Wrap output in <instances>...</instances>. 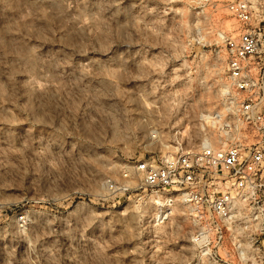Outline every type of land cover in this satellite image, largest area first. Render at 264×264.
<instances>
[{
  "label": "clouds",
  "instance_id": "9594fccd",
  "mask_svg": "<svg viewBox=\"0 0 264 264\" xmlns=\"http://www.w3.org/2000/svg\"><path fill=\"white\" fill-rule=\"evenodd\" d=\"M0 264H264V0H0Z\"/></svg>",
  "mask_w": 264,
  "mask_h": 264
},
{
  "label": "built area",
  "instance_id": "2783aa9c",
  "mask_svg": "<svg viewBox=\"0 0 264 264\" xmlns=\"http://www.w3.org/2000/svg\"><path fill=\"white\" fill-rule=\"evenodd\" d=\"M227 47H228L229 50H231V47H232V46H231V45H228ZM247 55H248V54L245 53V56H247ZM243 103L247 105L248 103H250V101H249L248 99H244ZM217 168H218V174H219L220 176H223V175H224V171H223L222 167H221V166H217ZM190 171H191V170H190ZM229 175H230V176H236V171H235V169H230V170H229ZM259 175H260V173H257V176H259ZM205 179H207V175H205ZM236 183H240V178H239V176H236ZM217 195L219 196V195H222V194L218 193ZM217 203H219V201H217ZM221 206H223V205H221Z\"/></svg>",
  "mask_w": 264,
  "mask_h": 264
},
{
  "label": "rangeland",
  "instance_id": "374dc122",
  "mask_svg": "<svg viewBox=\"0 0 264 264\" xmlns=\"http://www.w3.org/2000/svg\"><path fill=\"white\" fill-rule=\"evenodd\" d=\"M213 47H215V45H213ZM241 243H243V240H241Z\"/></svg>",
  "mask_w": 264,
  "mask_h": 264
}]
</instances>
